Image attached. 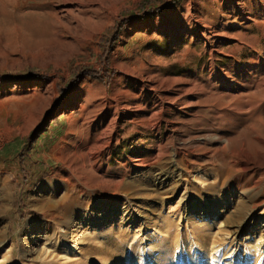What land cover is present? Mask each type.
Returning a JSON list of instances; mask_svg holds the SVG:
<instances>
[{"label":"rangeland","instance_id":"374dc122","mask_svg":"<svg viewBox=\"0 0 264 264\" xmlns=\"http://www.w3.org/2000/svg\"><path fill=\"white\" fill-rule=\"evenodd\" d=\"M218 1L0 12V264H264V16ZM99 140L69 191L59 157ZM41 188L63 203L35 213Z\"/></svg>","mask_w":264,"mask_h":264},{"label":"bare ground","instance_id":"6f19581e","mask_svg":"<svg viewBox=\"0 0 264 264\" xmlns=\"http://www.w3.org/2000/svg\"><path fill=\"white\" fill-rule=\"evenodd\" d=\"M106 2H108V0L107 1L106 0H0V12H2L3 14H6L9 10H12V11L14 10L15 12L16 11L19 12L18 14H21L22 16L32 17L36 22L44 21V23L45 22L50 23L52 21H56V20L58 21L60 19V14L65 13L66 15L67 14L70 15V14H73L76 10V11H79L81 13L88 14L87 19L93 20V17H94L93 14H97L98 11H101L102 9H104L107 6ZM217 4L219 5V7H222L223 10H227V9L237 10V11L238 10L239 11L240 10H244V11L256 10V11H254V13L257 17L258 16H260V17L264 16V0H219L217 2ZM249 13L250 12H248V13L243 12L242 16L245 17ZM9 16H11V15H9ZM208 30L210 31V33H213L212 29H208ZM194 32L201 35L202 38H206V34L204 33V31H198L195 29ZM223 33H225V32L218 33L216 35L220 38H224L223 36L225 34H223ZM231 36H233V35H231ZM229 38H230V36H229ZM179 80L180 79H173V82H176ZM258 80H260V78ZM173 91H174V93H172L171 95H167L166 97L163 98L164 101H161V106H160L161 108L159 107L160 112L163 113L165 111V109H167V107H169V104H173V102H176V100H178L177 92L179 90L176 91V89H175ZM186 91H188V90H186ZM259 92L262 93L261 99L264 100V78L262 79V82L258 83V85L256 86V90L254 91V94L259 93ZM257 96H259V94ZM102 139H103V137H102ZM109 139L112 140L113 138L110 137ZM261 142H262V145L264 146V139H262ZM109 145H110V141H108V142H104V141L101 142L100 141L96 144L95 147H90L91 151L87 155L79 154V155H75L74 157H72V156L59 157V159L64 161L65 164L67 165L68 172L66 174H63L61 176V179H63L64 181H67L66 184L68 185L69 191H71L73 187H76V183L69 182L71 179V176L73 174L78 173L79 177L81 175L82 176L81 181L83 182L84 179H86L85 178L86 176L84 174L86 171L92 172V169H95L99 173H105V170H104L105 166L102 163H99L98 158H99V155L102 153V151L105 149V146L107 147ZM242 161H243L242 165H244L248 162V160H245V159H243ZM246 165H248V163ZM249 166H251V165H249ZM245 168H246V166H245ZM96 171H95V173H96ZM67 174H68V176L66 177ZM84 182H86V180ZM44 190L45 189L41 188V191H39V193H37L36 195H33L31 197V204H32V207H33L35 213H37L38 211L39 212L40 211L41 212L46 211L48 208H51V207L55 208V206H58L59 204L63 203L62 200H60V201L59 200H56V201L52 200V197H50L51 195L45 196L46 194L43 193ZM67 193H69V192H67ZM65 197H67V196H65ZM8 198H9V192L7 189V181L6 180H0V235H2V225H3L2 221H1V213L7 207ZM32 224H31V222H29L27 224V228L30 229V227L34 226V224L33 225ZM0 239H1V237H0ZM1 246H3V245H1V242H0V249H1ZM74 248H75V246H74ZM3 264H5V263H3Z\"/></svg>","mask_w":264,"mask_h":264},{"label":"trees","instance_id":"16d2710c","mask_svg":"<svg viewBox=\"0 0 264 264\" xmlns=\"http://www.w3.org/2000/svg\"><path fill=\"white\" fill-rule=\"evenodd\" d=\"M155 8H158V7H155ZM158 10H159V9H158ZM158 10H157V11H158ZM150 13H153V11H151ZM146 14H148V13H146ZM146 14H144V15H146ZM84 71H85V73H87V74H91V75H93V76H95V77H97V78H99V79L104 80L103 77L100 76L99 74H96V73H94V72H91V71H90V68H87V69H85Z\"/></svg>","mask_w":264,"mask_h":264}]
</instances>
